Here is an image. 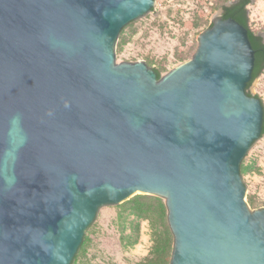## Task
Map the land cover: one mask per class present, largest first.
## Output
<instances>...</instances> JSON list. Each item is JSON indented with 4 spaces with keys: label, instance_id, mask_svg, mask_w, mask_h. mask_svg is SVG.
<instances>
[{
    "label": "water",
    "instance_id": "1",
    "mask_svg": "<svg viewBox=\"0 0 264 264\" xmlns=\"http://www.w3.org/2000/svg\"><path fill=\"white\" fill-rule=\"evenodd\" d=\"M155 4L0 0V264H72L100 210L136 195L166 202L170 264H264V208L241 173L264 136L248 29L221 7L159 79L117 63L122 30Z\"/></svg>",
    "mask_w": 264,
    "mask_h": 264
},
{
    "label": "rangeland",
    "instance_id": "2",
    "mask_svg": "<svg viewBox=\"0 0 264 264\" xmlns=\"http://www.w3.org/2000/svg\"><path fill=\"white\" fill-rule=\"evenodd\" d=\"M224 1L156 0L154 11L131 23L126 30L128 43L123 54L117 53V63L144 61L153 69L162 67V76L166 75L188 61H176L179 51L190 46L197 51L199 35L227 3ZM248 10L250 28L256 34H264V0H253ZM201 22L204 26L196 28ZM255 91L264 106V74L257 80ZM244 162L251 166V172L242 175L247 187V203L251 210L264 208V136L255 143ZM250 196L256 206L249 204ZM117 216V206L100 210L91 230L86 233L90 231V241L78 264H140L153 252L156 234L163 230L160 214L156 211L151 219L142 222L139 242L133 248L123 246L120 240Z\"/></svg>",
    "mask_w": 264,
    "mask_h": 264
},
{
    "label": "trees",
    "instance_id": "3",
    "mask_svg": "<svg viewBox=\"0 0 264 264\" xmlns=\"http://www.w3.org/2000/svg\"><path fill=\"white\" fill-rule=\"evenodd\" d=\"M229 1H235V3H233L231 6L222 5V18L224 20L234 19L245 28H247L250 42L255 51V68L253 72V78L247 86L248 94L250 96H253L249 91L250 87L252 86V83L264 72V38L256 34L250 28L248 7L249 5H251L253 0H225L224 3ZM130 25L131 23L127 27H125L120 34V40L117 45V53L119 55L123 54L124 47L128 43V35L126 33V30L130 27ZM203 26L204 23L201 22L197 25L196 28H202ZM211 26L212 25L208 26V28H210ZM194 52L195 51L193 47H186L185 49L177 53L176 61L179 63L189 60L193 57ZM154 70L156 71L158 78L160 79L162 77L163 68L158 67L154 68ZM254 97L258 98L257 96ZM250 172L251 166H248V164L243 161L241 166L242 175L245 176ZM248 202L252 206H256L257 204L251 196L248 198ZM117 208V226L121 237L120 240L123 246H126L128 248H133L138 244L141 235L142 222L151 219L156 211L160 214L164 221L162 233H160L159 231L158 234H156L155 249L140 264H170L174 249V236L168 223V209L166 207L165 200L155 196L136 195L132 199L117 206ZM89 234L90 231L85 236L82 246L72 264H78L81 256H83L86 252L87 246L90 241Z\"/></svg>",
    "mask_w": 264,
    "mask_h": 264
},
{
    "label": "clouds",
    "instance_id": "4",
    "mask_svg": "<svg viewBox=\"0 0 264 264\" xmlns=\"http://www.w3.org/2000/svg\"><path fill=\"white\" fill-rule=\"evenodd\" d=\"M17 137L21 138L23 142L27 141V135L24 132L22 117L20 114H15L9 119V152L13 155H17L19 147L22 146L17 145Z\"/></svg>",
    "mask_w": 264,
    "mask_h": 264
}]
</instances>
